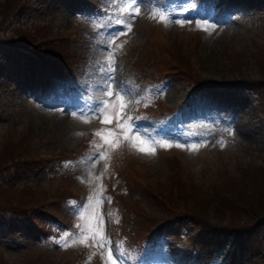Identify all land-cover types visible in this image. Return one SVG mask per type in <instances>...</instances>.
I'll list each match as a JSON object with an SVG mask.
<instances>
[{"label": "rangeland", "instance_id": "374dc122", "mask_svg": "<svg viewBox=\"0 0 264 264\" xmlns=\"http://www.w3.org/2000/svg\"><path fill=\"white\" fill-rule=\"evenodd\" d=\"M94 1L106 8L104 15L87 4ZM182 1L192 3L180 15L183 20H199L194 5L204 11L210 4L0 0L12 12L25 4L15 18L12 12L0 16V28L22 27L52 38L76 56L72 68L62 70L0 45V186L29 187L30 194L16 191L5 198L40 203L50 213L41 214V223L56 215L68 225L46 236V230H30L25 221L4 223L3 230L0 225V264H110L109 253L114 264H128L120 262L128 251L114 248L106 236L111 208L119 209L127 224L115 236L128 244L157 217L178 211L194 215L180 224L186 225L178 241L173 236L148 245L140 264H221V251L203 256L189 247L188 235L200 219L215 223L228 220L220 214L250 216L251 209L264 208V0H239L240 14L232 21L216 10L221 25L207 21L199 31L190 28V20L172 26ZM237 1L216 0V5ZM80 2L85 8L75 11ZM159 71L171 74L150 88L137 81ZM199 76L206 82L190 87ZM149 106L170 112L148 114ZM233 110L235 126L221 120ZM105 116L111 123L102 122ZM118 122H127L130 131L117 128ZM102 129L103 136L93 137ZM36 162L40 167L31 169ZM244 170L257 171L247 184ZM107 191L115 195L111 201ZM221 198L235 205L226 207ZM9 228L13 233L6 234ZM94 229L103 241L93 238ZM259 239L260 250L240 264H264V231Z\"/></svg>", "mask_w": 264, "mask_h": 264}, {"label": "trees", "instance_id": "16d2710c", "mask_svg": "<svg viewBox=\"0 0 264 264\" xmlns=\"http://www.w3.org/2000/svg\"><path fill=\"white\" fill-rule=\"evenodd\" d=\"M4 6V7H3ZM12 12V7L6 3L0 4V16L5 18ZM17 12V9L10 14L12 17ZM15 29L14 33H10ZM23 31V33L21 32ZM9 34L5 36L0 35V44L3 46H15L20 49L29 51L37 55L43 62L53 67L55 65L62 64V59L67 58V53L61 48L56 40L48 37L39 38V41H33L35 35L29 34L25 29L13 26ZM57 59V60H56ZM69 62H72L68 55ZM160 72V71H159ZM161 71L160 73H162ZM264 74V68L261 70ZM62 158V157H59ZM42 162H44L42 160ZM32 169L40 167L38 162L33 163ZM38 165V166H37ZM18 171H15L14 176ZM257 171H241V178L247 184L253 173ZM17 179L18 176H15ZM260 179V178H259ZM16 191H23L26 194H30L29 187L18 188L13 183L0 186V194L4 195L0 197V225L3 230V224L7 223L10 226L13 224L27 222L29 229L33 230L35 227L37 230H43L45 223H41L39 217L42 215H49L44 207L40 203L34 202H9L6 197H11ZM222 203L226 204V207L231 208L234 204L230 198H221ZM204 207H206L204 205ZM215 209H218L215 207ZM250 216H235L231 214H220L221 217L228 219L223 221L222 219L215 220V223L208 221L205 218H201L198 223V228L195 232L188 235L190 242L198 251L203 255H212L216 250H222L224 252L225 264H240L245 261L246 258H252L257 251L262 247L260 245L259 234L264 231V208L251 209ZM250 213V214H251ZM56 221L59 222L60 216L52 215ZM194 215H191L188 211L172 212V214H165L164 216L157 217L152 220L153 226L161 228L165 224H173L175 235H178L181 230V225L185 220H193ZM12 229L9 228L6 234L12 233ZM5 234V233H4ZM136 234L141 235V232Z\"/></svg>", "mask_w": 264, "mask_h": 264}, {"label": "snow or ice", "instance_id": "6c2138e0", "mask_svg": "<svg viewBox=\"0 0 264 264\" xmlns=\"http://www.w3.org/2000/svg\"><path fill=\"white\" fill-rule=\"evenodd\" d=\"M128 2L129 3H138L139 2V0H128ZM137 12H138V9H137ZM161 19H164L163 17H161ZM129 31L131 30L130 29V26H129V29H128ZM109 71H111L112 69L111 68H109L108 69ZM108 79L110 80L111 79V77H108ZM108 88L110 89V85L108 86ZM113 93L111 92V91H108V95H112ZM116 95H117V97H119V93L117 92L116 93ZM105 104H106V102H105ZM122 107H123V105H122ZM95 114V113H94ZM117 119H119V117H117ZM130 119V118H129ZM102 122H107V123H111V116H105V119H104V121H102ZM117 128H120V129H122V130H124V131H130V125L127 123V122H125L124 124H120L119 122L117 123ZM104 132H105V130H100V131H98V132H96V135H98V136H103V134H104ZM113 135H114V133H112ZM125 138H127V137H125ZM116 146H118V142L116 143V144H113V147H116ZM165 147H169V146H171V145H164ZM177 146H179V145H177ZM133 147H136V144L135 143H133ZM139 151H142V152H149V153H152V154H154V152H155V149L154 148H146V147H140L139 149H138ZM92 235H93V238H96L97 236H99L100 237V239H101V241H103V236H102V232L99 230V229H94L93 230V232H92ZM85 240H86V238H85ZM85 240H81L80 242L81 243H84L85 242ZM104 245H103V242L101 243V247H103ZM109 261H110V264H114V261L112 260V257H111V253H109Z\"/></svg>", "mask_w": 264, "mask_h": 264}]
</instances>
